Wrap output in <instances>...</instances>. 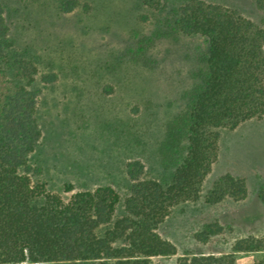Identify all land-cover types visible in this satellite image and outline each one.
I'll return each mask as SVG.
<instances>
[{"label":"rangeland","instance_id":"1","mask_svg":"<svg viewBox=\"0 0 264 264\" xmlns=\"http://www.w3.org/2000/svg\"><path fill=\"white\" fill-rule=\"evenodd\" d=\"M185 1L160 0V8L150 10L142 0H81L73 12L62 14L56 0H0L9 50L37 68L30 88L36 93L40 138L27 156L33 184H43L64 201L105 186L123 197L130 184L125 165L133 160L143 165V179H168L173 167L162 164L160 153L166 128L183 111L205 50L200 36L163 35L165 20ZM200 1L264 23V2ZM47 73L56 81L40 82ZM213 131L217 157L199 198L171 206L156 229L176 254L152 258L153 264L220 256L239 239L264 237V203L258 195L264 188V116ZM178 148L181 157L185 143ZM225 174L245 181L246 197L204 203L212 183ZM213 222L221 233L196 241L195 233ZM234 257L237 264H249L257 255Z\"/></svg>","mask_w":264,"mask_h":264},{"label":"trees","instance_id":"2","mask_svg":"<svg viewBox=\"0 0 264 264\" xmlns=\"http://www.w3.org/2000/svg\"><path fill=\"white\" fill-rule=\"evenodd\" d=\"M80 1L56 0V9L71 13ZM142 4L160 8V0ZM164 29L163 35H197L205 42L196 83L183 111L168 123L161 146L162 164L173 167L168 179H143V165L133 160L125 165L130 184L123 197L105 186L75 192L64 201L29 177L27 156L40 138L36 93L30 88L37 68L9 50L0 5V264H153L152 258L176 254L156 229L171 206L199 198L217 157L213 130H233L264 116V23L223 6L187 0L170 13ZM55 81L53 73L40 76L43 84ZM246 194L243 179L225 174L212 183L204 203L239 201ZM258 195L264 203V188ZM221 231L216 222L204 224L194 239L204 243ZM236 253L256 254L249 264H264V237L242 238L228 254L192 257L182 264H237Z\"/></svg>","mask_w":264,"mask_h":264}]
</instances>
